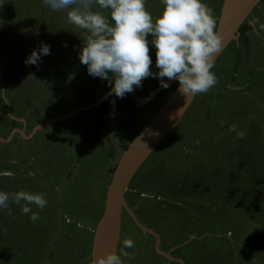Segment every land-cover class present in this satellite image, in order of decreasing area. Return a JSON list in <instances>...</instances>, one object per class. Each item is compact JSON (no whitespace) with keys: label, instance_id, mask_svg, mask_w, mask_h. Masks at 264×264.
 Masks as SVG:
<instances>
[{"label":"rangeland","instance_id":"1","mask_svg":"<svg viewBox=\"0 0 264 264\" xmlns=\"http://www.w3.org/2000/svg\"><path fill=\"white\" fill-rule=\"evenodd\" d=\"M222 1L202 0L217 22ZM145 7L155 21L164 5L146 0ZM245 22V38L239 35L214 62L216 85L193 97L125 192V203L143 228H150L149 219L167 224L168 232L158 231L163 245L179 243L173 254L185 264H264V0ZM85 36L68 23L65 11H52L44 0H0V138L9 139L0 141V191L43 194L47 201L43 209L27 205L28 214L21 210L24 202L0 210V264H90L110 180L107 167L115 164L109 153L118 160L172 92L155 97L151 105H137L131 93L124 98L112 94L102 106L76 113L110 89L80 63ZM40 42L51 46V54L42 57L39 67L26 65ZM149 48L155 73L156 50ZM158 82L146 78L133 92L144 98ZM70 114L32 134L38 125ZM232 125L235 132L229 130ZM22 127L25 136L10 132ZM156 190L169 193L158 215L146 211L157 203H145L158 195ZM32 213L39 216L35 222ZM130 216L127 224L123 217L126 237L121 239H141ZM184 226L199 239L184 244ZM175 232L181 242L172 236ZM141 247L135 245L129 254L146 264H167L149 252L143 255Z\"/></svg>","mask_w":264,"mask_h":264},{"label":"clouds","instance_id":"2","mask_svg":"<svg viewBox=\"0 0 264 264\" xmlns=\"http://www.w3.org/2000/svg\"><path fill=\"white\" fill-rule=\"evenodd\" d=\"M161 3L163 11L153 21L146 10V0H44L52 11H65L68 23L86 33L78 58L87 67L89 76L108 82L111 95L107 99L112 94L124 98L142 87L143 80L149 77L158 79L163 88H168L170 81H177V91L186 99L207 93L217 83L211 69L222 47L213 9L202 0H161ZM149 45L156 50L155 67L159 71L155 73L151 71ZM50 47L40 42L24 63L39 67L42 57L51 54ZM229 130L235 132L236 126H230ZM22 135L25 136L23 132ZM243 136V132L238 133L239 138ZM21 202L25 214L32 212L27 205L43 209L47 204L43 194L0 191V210L8 209L10 203ZM38 219V214H31L32 222ZM123 247H135L134 241L124 239ZM122 256L130 254L122 249L119 255L111 252L94 258L92 264H124Z\"/></svg>","mask_w":264,"mask_h":264},{"label":"water","instance_id":"3","mask_svg":"<svg viewBox=\"0 0 264 264\" xmlns=\"http://www.w3.org/2000/svg\"><path fill=\"white\" fill-rule=\"evenodd\" d=\"M261 1L262 0L222 1L216 29L220 35L222 47L220 52L215 55L214 62L230 44V42L237 40L239 27L244 23L252 10ZM173 82L175 81H170V85ZM177 88L178 86L159 107L149 123L146 125L145 129L122 151L116 162V167L111 174L106 188L103 213L94 232L90 264H92V260L94 258L101 257L107 253L116 252L120 232L122 208L127 209L131 214L130 209L125 203V192L130 180L149 154L177 125L193 100V97L191 99H186L180 95ZM164 89L166 88L161 86L157 87L147 97L142 99L137 97L134 92L131 94L137 105H146ZM110 93L111 89L104 93L96 103L79 108L76 113L97 106L99 103L106 100L111 95ZM70 116L71 114L65 117L48 120L35 127L32 130V134L44 128L49 123L63 121ZM17 132L22 134L21 131ZM1 140L4 141L3 139ZM133 219L139 227L143 228L134 217Z\"/></svg>","mask_w":264,"mask_h":264},{"label":"flooded vegetation","instance_id":"4","mask_svg":"<svg viewBox=\"0 0 264 264\" xmlns=\"http://www.w3.org/2000/svg\"><path fill=\"white\" fill-rule=\"evenodd\" d=\"M239 35H240V33H239ZM240 38H241V35H240ZM20 130L25 134L24 128L23 129H20ZM10 132L13 133L14 132V129H10ZM14 135H16V137H17L18 135H20V133L16 132V133H14ZM81 135H84V134L82 133ZM13 136L11 135V137L9 136V138L11 139ZM88 140H89V137H87L84 141L87 142ZM8 141H9V139L6 142H8ZM114 152H115V150H114ZM109 156L111 158H108V159L110 160V163L112 165L113 162L114 163L116 162V160L114 159V157L116 155H114L112 153H109ZM113 166H114V164L112 166H109V167L111 168ZM109 167H107L108 168L107 169V172L110 173V168ZM5 173H6V177L11 176V173L9 172V170H6ZM156 192H158V195L157 194L150 195L149 197H147L149 199H146V202H145V203H148V202L154 201L155 204L156 203L158 204V207H155L154 205L151 204L150 207L147 208V210H146V211H148V210L152 211V213L154 215H158V210L159 209L160 210H164L165 207H163L162 205H165L166 206L168 204L167 202L165 203L164 200H168L169 199L168 198L169 197V193L166 192L165 190H163V192H160V191L156 190ZM138 196L140 198H142L143 196L146 197L143 193L138 194ZM157 200H160L161 203L160 202H155ZM135 210L137 211V209H134V211ZM129 215H131V214H129V211L127 209H125V208H122V210H121V220H120L119 239H118V242H117V249H116V253L118 255L121 253V250L122 249H123V251H127L128 253H131L134 249H136L135 247L134 248H131V249H125L123 247V241H124V239H121V238H125L126 237V230H125V227H123V217H125V220L124 221L127 224L126 217H128ZM130 217H132V216H130ZM136 217H138V216L136 215ZM152 219H153V217H152ZM149 220L152 222L151 225H153L152 227L150 225V228H149V226H147V228H149V229H145L144 228L142 230L141 228H138L139 227L138 225H137L138 227L136 226L137 229L139 230V234L141 235V239L139 238V236H136V235H134L133 236L134 238L131 239V240L134 241V244L135 245H139V243H140L143 246L140 249L141 252L143 253V255H147V253L149 252L152 255V259H153V257H161V258H163V259H165L167 261V264H172V263H174V264H185V262L183 261V258L181 256H177V255H174L173 254V251L176 248L175 246H178L179 243L177 245H174V246H171V247H168V248L164 246L165 244L163 243L162 238H161V236L159 234L160 232H158V231L168 232V231H166V229H168V227L165 226L167 224H165V225H163L161 227V226H158V224L156 222L157 221V218L155 220H151V219H149ZM131 221H132L131 224L135 223L134 222V219H132V218H131ZM144 224H146V223H144ZM187 228L188 227H185L184 226V228L182 230H180V231H187ZM187 233H188V231H187ZM177 234H178L177 232L172 233V236L174 237L175 240H177L178 242H181V241H179L177 239V237H176ZM184 236H187V238L184 239L185 240L184 241L185 242L184 244L191 243V241H194V240L199 239V237L194 232L192 233V235L188 233V234H185ZM148 238H153L152 239V244L151 245L148 244L147 247L149 248V246H150V250L149 251H145V249L147 248L146 245H145V242H149L148 241ZM139 241H141V242H139ZM120 242H122L121 249H119ZM135 242H137V243H135ZM130 256H131V254H130ZM121 258L124 261V264H146V262L144 263L143 260H140L139 258H135V257H132V256L131 257H123L122 256ZM142 259H144L145 261H147V258L146 257H143ZM147 263L148 264H152L149 261H147ZM57 264H58V262H57ZM165 264H166V262H165Z\"/></svg>","mask_w":264,"mask_h":264},{"label":"trees","instance_id":"5","mask_svg":"<svg viewBox=\"0 0 264 264\" xmlns=\"http://www.w3.org/2000/svg\"><path fill=\"white\" fill-rule=\"evenodd\" d=\"M263 1V0H262ZM261 1V2H262ZM260 2V3H261ZM246 21V20H245ZM244 21V23L239 27V29H238V31H239V33H240V35H241V38L242 39H244L245 37H244V33H245V31L247 30V29H249V25L246 23ZM235 43V41H232V42H230V44H234ZM229 44V45H230ZM228 47V46H227ZM226 47V48H227ZM225 48V49H226ZM165 80H167V78L165 79ZM160 86V83L158 82V84L156 83L155 85H154V87L153 88H151L149 91H147V93L145 94V96L144 97H146V96H148L155 88H157V87H159ZM178 86V82L177 81H175V82H173L168 88H166V89H164V90H162V91H160L157 95H156V97H158V96H160V95H162L163 93H165L167 90H169V89H171V91L173 92L174 90L173 89H175L176 87ZM171 92V93H172ZM170 93V94H171ZM111 98V97H110ZM109 98V99H110ZM108 99V100H109ZM132 102L134 103V100H132ZM152 102L153 101H151L148 105H151L152 104ZM103 105V102L99 105V106H102ZM104 123H103V121L101 120V125H103ZM101 125H98L97 127H96V130H95V132L94 133H96L97 132V130L99 129V127L101 126ZM115 167H116V165H114L113 167H111L110 168V173H112L113 171H114V169H115Z\"/></svg>","mask_w":264,"mask_h":264},{"label":"bare ground","instance_id":"6","mask_svg":"<svg viewBox=\"0 0 264 264\" xmlns=\"http://www.w3.org/2000/svg\"><path fill=\"white\" fill-rule=\"evenodd\" d=\"M159 109V108H158ZM83 111H85V110H83ZM87 111V110H86ZM80 112H82V111H80ZM66 120V119H65Z\"/></svg>","mask_w":264,"mask_h":264},{"label":"crops","instance_id":"7","mask_svg":"<svg viewBox=\"0 0 264 264\" xmlns=\"http://www.w3.org/2000/svg\"><path fill=\"white\" fill-rule=\"evenodd\" d=\"M140 98H141V97H140ZM158 108H159V107H158ZM153 116H154V115H153ZM148 123H149V122H148ZM148 123H147V124H148ZM147 124H146V125H147Z\"/></svg>","mask_w":264,"mask_h":264}]
</instances>
